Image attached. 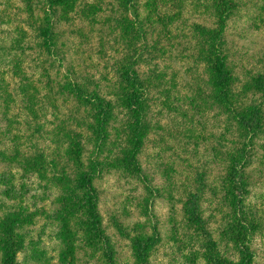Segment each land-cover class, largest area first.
I'll list each match as a JSON object with an SVG mask.
<instances>
[{
    "label": "rangeland",
    "instance_id": "374dc122",
    "mask_svg": "<svg viewBox=\"0 0 264 264\" xmlns=\"http://www.w3.org/2000/svg\"><path fill=\"white\" fill-rule=\"evenodd\" d=\"M78 1L77 10L61 26L70 44L66 49L77 72L104 85L112 76L111 68L106 67L123 52L122 44L115 42L119 31L109 10L103 6V13L99 11L100 4L108 1ZM148 1L143 0V12ZM242 1L225 26L239 90L252 76L264 73V0ZM157 5L173 21L168 31L158 28L167 59L160 69L161 84L148 92L150 129L136 155L145 183L131 177L121 163V169L115 166L94 181L103 230L115 252L113 264H142L136 254L137 243L154 236L156 244L148 251V264H210L215 257L222 262L264 264V133L251 150L252 162L243 178L244 194L236 192L238 185L227 179V159L233 144L239 143L240 132L230 115L207 99V67L203 63L196 68L190 59L196 37L189 26L214 23L210 0H157ZM24 19L20 0H0V143L8 151L28 140L34 142L37 135H42L40 147L49 146L51 134L57 135L52 122L67 120L69 110L74 109L58 90L49 94L47 79L34 64V52H23L26 46L37 45L34 32L22 24ZM55 65L56 69L50 70L53 76L57 73L65 78L66 68ZM199 87L203 96L195 93ZM25 94L37 96L34 109L23 106ZM242 102H260L264 108V94L246 91ZM35 118L45 125L39 133L33 126ZM127 120L126 111H118L112 130V139L123 148L127 145ZM130 145L128 141V148ZM7 169L8 163L0 164V175ZM3 190L0 183V220L20 206L17 198L7 199ZM193 196L202 222L190 218L188 204ZM54 199L58 198L50 202ZM50 202L40 200L39 208L45 212H37L35 226L16 227L24 247L16 254L15 264H68L71 259L72 264H100L101 255H93L86 247L67 255L61 246V232L53 225ZM27 203L31 204L30 198ZM75 221L72 216L71 224ZM1 260L0 244V264Z\"/></svg>",
    "mask_w": 264,
    "mask_h": 264
},
{
    "label": "trees",
    "instance_id": "16d2710c",
    "mask_svg": "<svg viewBox=\"0 0 264 264\" xmlns=\"http://www.w3.org/2000/svg\"><path fill=\"white\" fill-rule=\"evenodd\" d=\"M20 1L26 14L22 24L26 23L28 29L34 32L33 40L37 43L36 46H26L27 51H23L24 47L21 50L34 52V64L39 66L47 79L49 94L58 90L60 97L65 98L70 106L74 105V109L69 110L67 120L52 122L59 139L52 133L54 137L50 138L49 146L38 145L42 135L35 136L34 142L28 140L26 145L19 144L12 151L6 150L0 143V164L9 165V169L0 175L3 194L7 199H18L20 204L19 209H12L0 220L2 264H15L16 254L23 250L24 242L17 237L16 227L35 226L37 212H45L39 208L40 200L50 202L55 197L58 199L50 202L49 210L55 214L53 225L61 232V246L67 250V255L74 254L77 248L86 247L94 251L93 255H101L100 264H113L115 252L103 230L94 181L115 166L121 169V163L131 177L145 183L136 155L150 129L147 120L151 107L148 92L161 84L163 72L160 69L167 59L158 28L167 30V26L172 25V16L164 15V11L158 8L157 0H147L144 12L143 0H106L107 3L100 4L99 11L103 13L101 7L104 6L111 13L109 18L114 17L115 29L119 31L115 42L121 43L123 48L121 56L118 55L115 62L106 67L111 68L112 76L106 78V84L102 85L93 82L92 76L77 72L70 50L66 49L70 44L65 40L61 26L77 10L79 1ZM242 4V0H210L209 9L214 23L210 26L194 23L189 30L196 37L190 54L192 64L198 68L204 63L209 72L207 84L210 92L207 99L212 106L230 115L240 132L237 136L239 143H234L232 152L228 153L227 179L238 185L236 192L244 194L243 178L252 162L251 150L257 137L264 133V108L260 102L244 105L242 100L246 91L264 94V73L252 76L241 90L238 89L239 77L225 40V26ZM83 12L88 14L89 11ZM23 31L21 29L22 41ZM56 62L66 68L65 78H60L57 73L53 76L50 72L56 69ZM195 93L203 96V88L199 87ZM35 99L37 96L34 98V95L25 94L22 104L32 110L36 105ZM123 110L126 111V118L129 115L124 128L127 139L124 148L112 139L118 111ZM39 121L35 118L33 124L36 133L45 127ZM128 141L132 143L130 148ZM27 198H30L31 204H26ZM188 206L190 218L202 222L196 197L190 199ZM72 216L76 217L73 224L70 222ZM205 235L214 245L210 234ZM154 244L155 236L137 243L136 254L142 264H148V251ZM72 262L71 259L68 264ZM222 263L249 264V261L234 263L228 260L222 262L217 257L210 259V264Z\"/></svg>",
    "mask_w": 264,
    "mask_h": 264
}]
</instances>
